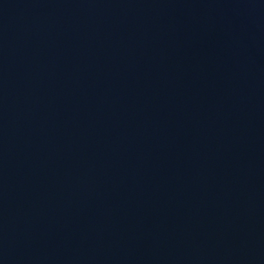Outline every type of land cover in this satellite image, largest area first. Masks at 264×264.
<instances>
[{"label":"water","instance_id":"obj_1","mask_svg":"<svg viewBox=\"0 0 264 264\" xmlns=\"http://www.w3.org/2000/svg\"><path fill=\"white\" fill-rule=\"evenodd\" d=\"M0 264H264V0H0Z\"/></svg>","mask_w":264,"mask_h":264}]
</instances>
